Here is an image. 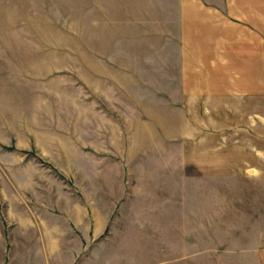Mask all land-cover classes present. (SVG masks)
<instances>
[{"label":"rangeland","instance_id":"rangeland-1","mask_svg":"<svg viewBox=\"0 0 264 264\" xmlns=\"http://www.w3.org/2000/svg\"><path fill=\"white\" fill-rule=\"evenodd\" d=\"M92 1L105 5L84 7ZM126 4L132 0H0V188L13 182L16 155L7 149L23 122L38 118L43 137L70 126L88 103L103 105L108 129L120 123L133 158L120 164L76 151L70 159L41 158L42 182L78 198L86 176L88 188L96 186L97 168L105 169L106 190L118 189L116 167L135 172L122 171L119 185L132 191V223L112 220L98 238H74L71 254H42L37 240L11 233L0 264H264V176L223 169L241 147L227 127L201 136V152L217 156L214 167L205 168L208 155L193 167L194 145L180 142L175 111L159 117L155 110L157 90L175 85L164 74L173 70L178 26L155 24L160 16L132 14Z\"/></svg>","mask_w":264,"mask_h":264},{"label":"crops","instance_id":"crops-1","mask_svg":"<svg viewBox=\"0 0 264 264\" xmlns=\"http://www.w3.org/2000/svg\"><path fill=\"white\" fill-rule=\"evenodd\" d=\"M102 5L92 1L84 7ZM126 5H132V14L160 16L155 24L178 26L176 42L170 40L175 46L173 70L164 74L175 79V85L157 88L161 97L155 110L159 117L161 112L175 111L180 142L194 145L193 167H200L206 155L209 167L205 168L214 167L217 156L210 154L211 148L201 152V136L227 127L240 134V152L225 157L230 166L214 162L215 168L246 177L264 176V0H132ZM79 111L75 110L70 126L56 125L55 135L45 130L42 137L38 118L23 122L16 144L7 149L15 152L16 169L10 174L13 182L0 188V246L5 250L7 237L16 233L23 240H37L42 254H71L74 238H98L112 220L132 223V191L119 187L122 171L135 173L129 166L116 167L118 189L114 190H106L105 169L97 168L96 186L88 188L92 178L86 176L78 198L70 188L58 193L55 183L42 182L41 158L70 159L76 157L75 151L120 164L121 159L133 158L131 137L123 134L117 121L108 129L102 104L88 103L86 110ZM80 113L82 119H77ZM81 172L87 175L84 168ZM106 197L111 204L100 201ZM151 207L144 204L149 211Z\"/></svg>","mask_w":264,"mask_h":264}]
</instances>
